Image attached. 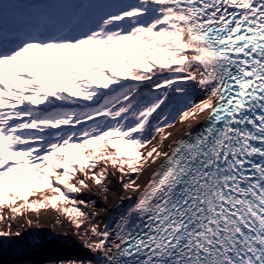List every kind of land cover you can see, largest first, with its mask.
I'll list each match as a JSON object with an SVG mask.
<instances>
[{
	"label": "snow or ice",
	"instance_id": "6c2138e0",
	"mask_svg": "<svg viewBox=\"0 0 264 264\" xmlns=\"http://www.w3.org/2000/svg\"><path fill=\"white\" fill-rule=\"evenodd\" d=\"M3 35L0 237L48 207L80 229L72 194L111 168L139 196L83 234L97 264H264V0H98L91 22Z\"/></svg>",
	"mask_w": 264,
	"mask_h": 264
},
{
	"label": "bare ground",
	"instance_id": "6f19581e",
	"mask_svg": "<svg viewBox=\"0 0 264 264\" xmlns=\"http://www.w3.org/2000/svg\"><path fill=\"white\" fill-rule=\"evenodd\" d=\"M29 0H0V9L6 14L9 21L15 22L20 26L27 25L28 27L33 25L37 21L39 16V7H33L28 4ZM47 7H50L51 17L47 18L52 24L65 23L66 17L70 19L74 12L76 16L80 15L83 22H91L96 13V5L98 0H43ZM86 13V14H85ZM30 15V16H29ZM28 17H32L27 18ZM191 87V94L194 96V101H200L205 98V94L200 89L189 82ZM86 102V101H85ZM42 106V105H41ZM207 113L198 115L195 119L186 121L181 124L179 121L176 122L173 128L167 129L166 131L171 132V137L164 143V151L168 150V145L173 142L174 139L181 137L189 128L192 130L197 127ZM155 144L156 141H153ZM163 161H157L156 164H152L147 167V170L140 174L137 183L141 186L145 185L151 178L152 172L159 166ZM97 171L99 169H96ZM82 178V177H81ZM89 188L83 190L81 193L72 194L74 198L78 200H84L89 202V198H95L91 201L93 207L99 212L96 218L100 219V225L109 224L113 226L115 221L118 219L121 213H123L139 196V192L125 191L119 179V173L113 169H109V175L104 184L107 186V191L99 185L94 184L92 181H87ZM131 197L132 199H127ZM32 197L30 199H33ZM7 211V210H6ZM31 220L29 224L27 221ZM11 231H19L21 237L31 238L37 242H41V237L47 236L51 238L55 237H66L71 241H74L78 245L85 246L82 240H77L75 236V229L72 228L71 222L66 216L60 215L56 210L51 207L40 209L39 212L27 211L23 216H18L15 220L11 221ZM0 230H7V225L0 223ZM16 240V239H15ZM18 246L11 247L15 249L24 247L25 241L18 240L12 242ZM1 244V243H0ZM21 244V245H20ZM9 246V245H8ZM0 250H9V248H3L0 246ZM4 252V251H3ZM89 257L96 262V257L99 253H88Z\"/></svg>",
	"mask_w": 264,
	"mask_h": 264
},
{
	"label": "rangeland",
	"instance_id": "374dc122",
	"mask_svg": "<svg viewBox=\"0 0 264 264\" xmlns=\"http://www.w3.org/2000/svg\"><path fill=\"white\" fill-rule=\"evenodd\" d=\"M191 96H192V99L194 100L195 99L194 96L192 94H191ZM180 99L181 98L179 97V100ZM88 123H91V121H89ZM77 127H79V126H77ZM94 200H95V198L90 197L89 202L88 201L86 202L88 204V207H84L82 205L80 206L83 211L89 213L90 219L85 221V223L82 225V227L80 229H76L71 223L72 228L75 229L76 239L78 241L82 240L83 243H84V239L82 238V236L91 227V225L100 224V219L95 217V216H97V214L99 212L97 211V209H95L93 207V204L91 202ZM93 212L96 213V215L94 217L91 216V214ZM41 238H42L40 240L41 242H37L36 240L31 239V238H25V237L15 236V235H13L11 237H3V240L1 241V247L9 248V250L3 249L4 252L3 251L0 252L2 254L1 256L6 254L9 256L15 257L24 251H30L31 250L30 251L31 256L29 257V259H27L24 262L18 263V264H27L28 262L34 261L36 259L49 258V257L58 258L59 259L58 264H60V262H65V264H68V262H72V261H77V262L83 261V262H85V264H87V262L90 260L92 261V264H95L94 260L92 258H90L88 255L90 250L88 248H86L85 246L78 245L74 241H71L66 237L52 236L51 238H49V237L43 235ZM11 239L25 241V243H26L25 250L20 252V250H21L20 247L15 248V249H10V246H8V241ZM46 244H57V245H61V247H55L54 249H49V248L44 247ZM35 247L36 248L38 247V250H34ZM32 250H34V251H32ZM48 264H54V263H48Z\"/></svg>",
	"mask_w": 264,
	"mask_h": 264
},
{
	"label": "water",
	"instance_id": "95a60500",
	"mask_svg": "<svg viewBox=\"0 0 264 264\" xmlns=\"http://www.w3.org/2000/svg\"><path fill=\"white\" fill-rule=\"evenodd\" d=\"M44 247L49 248V249H54L55 247H61V245L46 244ZM34 250H38V247L37 248L35 247ZM30 251H24L15 257L9 256L6 254L1 256L2 254L0 253V264H18V263L24 262L27 259H29V257L31 256ZM58 260H59L58 258L49 257V258L36 259L34 261L28 262L27 264H48V263L58 264Z\"/></svg>",
	"mask_w": 264,
	"mask_h": 264
},
{
	"label": "trees",
	"instance_id": "16d2710c",
	"mask_svg": "<svg viewBox=\"0 0 264 264\" xmlns=\"http://www.w3.org/2000/svg\"><path fill=\"white\" fill-rule=\"evenodd\" d=\"M144 90L147 91V90H149V89H148V87H145ZM171 95L173 96V103L175 104L176 102H178V100H179L178 95L175 94V93H172ZM133 178H134V177H133ZM93 238H94V237H93ZM94 239H95V238H94ZM2 240H3V237H0V243H1ZM14 241H18V240L11 239V240L8 241V245L10 246V248H11V247L13 248V247L19 245V244H18L19 242H18V243L16 242L15 245H12V242H14ZM20 245H21V244H20ZM25 245H26V243H25ZM25 245H24V247H23V246H22V247L19 246L20 249H21L20 252L25 250ZM0 246H1V244H0ZM0 249H1V248H0ZM0 252H1V250H0Z\"/></svg>",
	"mask_w": 264,
	"mask_h": 264
}]
</instances>
